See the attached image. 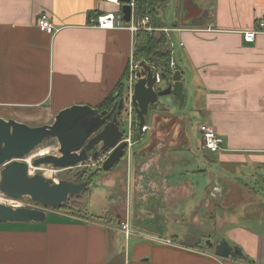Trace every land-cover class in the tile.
Masks as SVG:
<instances>
[{"label": "crops", "instance_id": "1", "mask_svg": "<svg viewBox=\"0 0 264 264\" xmlns=\"http://www.w3.org/2000/svg\"><path fill=\"white\" fill-rule=\"evenodd\" d=\"M119 9L108 0H0V117L42 126L73 105L98 108L125 82L136 33L91 27L89 20ZM167 9L177 24L173 72H182L185 85L184 105L172 95L169 107L187 139L175 152L170 148L181 143L179 135L164 140L169 151L152 155L149 185L141 182L137 157L161 126L172 125L168 117L157 118L160 107L150 108L154 124L146 123L138 137L149 133V142L134 152L128 181L134 212L138 221L147 220L145 212L165 228L208 224L204 235L212 238L210 227L219 235L214 244L224 237L247 258H223L202 241L187 245L182 234L145 225L130 226L127 238L120 223L129 218L128 208L114 203V218L104 212L100 220L81 219L47 208L45 222H0V264H264V32L253 42L243 35L264 19V0H170ZM204 10V24H190ZM42 13L51 17L55 34L39 28ZM202 124L215 128L223 149L202 151V168H182L181 177L193 174L178 185L173 164L190 144V126ZM196 173L208 178L206 186Z\"/></svg>", "mask_w": 264, "mask_h": 264}, {"label": "water", "instance_id": "2", "mask_svg": "<svg viewBox=\"0 0 264 264\" xmlns=\"http://www.w3.org/2000/svg\"><path fill=\"white\" fill-rule=\"evenodd\" d=\"M124 20L129 23L133 18L134 0H119ZM209 12L191 18L190 24H204ZM138 80L134 84L132 106L137 114L136 133L146 126L150 108L159 102H166L172 95L181 105L185 103V85L180 70L170 76L161 73V83L157 82L158 71L146 62H140ZM167 83V84H166ZM125 98L111 109L100 110L90 105H73L61 110L52 124L29 126L25 123L0 117V167L2 168L0 190L12 199L28 196L45 207L59 209L71 195L82 193L87 181L62 179L55 182L40 173L30 175V165L26 161L38 146L46 140L56 138L59 143V155L47 154L33 160V165L52 164L56 168L79 167L96 160L101 153L110 151L103 162V170L112 169L124 157L129 143L123 130ZM78 171L76 175H79ZM212 195L219 194L213 191ZM46 210L14 207L0 202V222H45ZM215 249V254L223 258L245 260L247 256L242 248L230 244L221 238L214 244L206 243Z\"/></svg>", "mask_w": 264, "mask_h": 264}, {"label": "rangeland", "instance_id": "3", "mask_svg": "<svg viewBox=\"0 0 264 264\" xmlns=\"http://www.w3.org/2000/svg\"><path fill=\"white\" fill-rule=\"evenodd\" d=\"M184 14L185 13H183V15ZM173 15H172V10L168 11L167 9V11L166 10L164 11V18L170 24L175 23L173 20L174 19ZM168 27L169 26H167V28ZM159 32L160 30L156 31L157 34ZM129 75H130V68H128L125 78L126 80L121 90L122 91L121 95L125 98V109L123 113L124 123L122 128L125 134L124 138L131 139L132 144L126 150L124 157L121 158V160L110 170H103V166H102L104 160L108 157L110 153L109 151H105L101 153V155L96 160L88 161L87 163H84L81 166L74 168L60 169L54 167L52 164H42L38 167L34 166L33 160L36 158L45 156L47 154L59 155L58 140L56 138H52L46 140L43 144L38 146L29 156H27L26 161L31 165L30 175H35L40 173L48 178H52L55 182H59L62 179L74 180L78 182L87 181L89 185L87 190L80 196L70 197L69 200L67 201L68 202L67 211H64L73 214L68 209L74 207L76 205L75 203L78 202L79 204L78 206H76L77 209H75L74 212V216L78 218L100 220L102 217L99 219L95 216L102 215L104 212L105 214L108 213L106 215H109L110 217L113 216L114 218V215L116 213L114 212L115 208H113V204L118 203L119 206L117 208H119V210L121 209L122 206L128 208V214H129L128 221L130 223V226L132 227L135 225L143 228L145 225V226H150L148 228L146 227L147 229H152L154 231H158L159 233H165V234L178 233L180 235L182 234L183 241H185V244L187 245H193L197 241H202L203 244H206L209 240L210 241H212V239L216 240L219 235L217 236L216 230H214L212 227H210L212 231L211 232L212 238L204 235L208 231V224H206V222H205L206 225L204 226H196V225L188 224V227L181 226L180 224H178L180 222L178 223L173 222L172 227L170 226L168 228H165L162 226V224L164 223L163 221H158L159 219H154L148 213L145 212H143V215L147 216V220H141V221L137 220V212L135 214L132 204L133 200L131 197V184L129 183L128 185V181L130 180L133 173L132 166L135 155L134 152L138 150L140 147L146 146L149 142L150 137L148 133L145 134L140 140L135 139L136 129H137L136 128L137 115L133 106L131 105L130 93L127 90L128 89L127 78L129 77ZM126 91L128 92L126 93ZM163 99L166 102H159L158 104L154 105V107H160V110L158 111L159 115H157V118L168 117L169 119L166 121H169V123L172 125L169 124L170 126H165V125L161 126V130H158L154 135L153 144L157 140L158 141L160 140V142L155 143L156 144L155 146H153L152 144L150 147L147 146L143 148V151L141 152L142 157L140 159L139 156L137 157V162H138L137 169L139 174L143 177L141 179V182H143L146 186L149 185L148 175L150 174L152 168L151 167L149 169L148 165L153 164L152 162L154 161V157H152V155L157 156L158 153L164 154L166 150L169 151V148H167L168 142L167 141L164 142V140L175 138L179 135L178 138L181 141V143L175 142V146H171L172 148H170L172 149V151L174 150L175 152L176 149H178L179 147L183 148L182 145H184L187 139L186 132H184V130L181 129V125H180L181 121L179 120V118L178 119L175 118V115L172 114V112L174 111L173 108L169 107L172 102L170 101L171 97L169 99H167V97ZM175 110H177L176 113L180 111L178 106L175 107ZM147 123L153 126L154 121H153L152 113L150 114V117H147ZM179 129L181 130L179 131ZM189 133H190V144H188V148L179 151L181 153V155H179L180 161L173 164L172 179L173 182L178 183V185H182L185 183V180H183L182 178L187 179L188 177H191L193 174L191 172V174L187 176V173L185 172L184 176L181 177L182 168L186 170L187 165L192 166L193 164H199V166L202 168L201 157L205 156L203 152L208 153L206 149L205 150L202 149V135L200 131L197 130V128L193 129L190 126ZM199 147L200 149L198 150ZM196 153L199 154V157L196 158L194 161H192L195 158ZM78 171H81V173L79 175H76ZM1 172H2V168L0 167V179H1ZM197 174L198 173L194 174L195 178L197 177ZM197 179H199L202 183L206 179L205 184L203 183L206 186V181L208 179L207 177L204 179L199 174ZM126 184L128 185V188ZM128 189H129V194L127 192ZM208 193H206L205 198L209 196ZM127 195L129 198V203L126 206L125 201ZM88 198H89V211L85 208ZM0 202L9 205H16V207H29V208H36L43 210H47V208H50V207H45L40 203L33 201L28 196L22 197L20 199H12L4 195L3 192H1V190H0ZM179 207L180 206L177 205V208ZM50 209L59 210L55 208H50ZM176 213L179 214L181 212L176 211ZM186 229H189V233L187 235L183 233Z\"/></svg>", "mask_w": 264, "mask_h": 264}, {"label": "trees", "instance_id": "4", "mask_svg": "<svg viewBox=\"0 0 264 264\" xmlns=\"http://www.w3.org/2000/svg\"><path fill=\"white\" fill-rule=\"evenodd\" d=\"M169 2L170 0H134L135 21H140L144 18H148V26L157 29L154 31L140 29L136 32L134 56L137 61H146L150 63L154 68L160 70L161 73L171 76L173 74V69L170 66L171 59L173 57L172 48L168 38V34L163 29L167 28V26L172 28L176 27L177 24H170L164 18V11L166 10ZM159 30L160 32L157 34L156 31ZM123 86L124 83L121 82L117 86L116 90L101 102L98 108L100 110L111 109L114 104H118L120 97L122 96L121 90ZM138 135L139 134L136 133V140H138ZM87 188L82 193L71 195L70 197L80 196L87 190ZM75 204L76 205L74 207L68 209L73 213L72 215H74L75 209H77L76 206H78L79 203L77 202ZM67 208L68 202L64 203L62 207L59 208V210L67 211ZM85 208L89 211V198L86 202ZM95 217L99 219L101 218L98 215ZM250 263H253V261H250Z\"/></svg>", "mask_w": 264, "mask_h": 264}, {"label": "built area", "instance_id": "5", "mask_svg": "<svg viewBox=\"0 0 264 264\" xmlns=\"http://www.w3.org/2000/svg\"><path fill=\"white\" fill-rule=\"evenodd\" d=\"M110 2L117 3L121 5L119 0H108ZM133 7H134V2H133ZM148 18H144L140 21H135L134 19V13H133V18L131 22L127 23L122 14V10L119 9L118 11H108L103 14H99L97 16H92L89 20V25L91 27H97V28H102V29H129L133 33H136L140 29H146L148 31H154L157 29H154L152 27L148 26ZM38 26L42 31H46L51 34H55L58 29L54 25L51 17L48 15V13H42L41 16L38 18ZM167 34L168 38L171 44L172 48V53L174 50V40L172 37L171 32L174 30L172 27L164 28L163 29ZM264 32V19H261L258 21V24L256 28L244 31V39L247 42H253L256 39V36L260 32ZM183 45V43H181ZM134 51H135V46H134ZM134 51L130 59V75L127 78V86H128V91L130 93V102H132V95H133V89H134V84L138 80V71L141 69L140 62L136 61L135 56H134ZM171 68L174 70L177 67L176 61L174 60V57L171 59L170 63ZM154 68V67H153ZM155 70L158 71L157 73V82L161 83V71L154 68ZM126 91V93L128 92ZM132 105V103H131ZM148 129V126L146 125L143 128V131H146ZM199 131L202 134L203 141H204V147L211 153H218L223 149V143L224 140L223 138L218 134V132L215 130V128L212 125L209 124H202L199 126ZM128 141L129 146L132 144L131 139H125ZM128 146V147H129ZM110 152V151H109ZM30 165V164H29ZM31 167V165H30ZM4 194V193H3ZM5 195V194H4ZM9 205V204H8ZM16 207V205H11ZM120 228L128 238L132 234V229L130 227V223L128 221V218H126L124 221L120 223Z\"/></svg>", "mask_w": 264, "mask_h": 264}, {"label": "flooded vegetation", "instance_id": "6", "mask_svg": "<svg viewBox=\"0 0 264 264\" xmlns=\"http://www.w3.org/2000/svg\"><path fill=\"white\" fill-rule=\"evenodd\" d=\"M121 98V97H120Z\"/></svg>", "mask_w": 264, "mask_h": 264}]
</instances>
